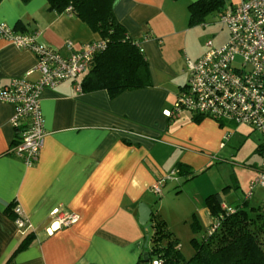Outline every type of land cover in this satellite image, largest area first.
<instances>
[{
    "label": "crops",
    "instance_id": "crops-1",
    "mask_svg": "<svg viewBox=\"0 0 264 264\" xmlns=\"http://www.w3.org/2000/svg\"><path fill=\"white\" fill-rule=\"evenodd\" d=\"M194 1L115 0L116 18L141 42L152 85L116 97L106 89L78 91L70 79L44 88L45 142L33 165L13 153L20 137L12 123L15 106L0 102V264L141 263L146 228L140 204L155 211L152 186L179 164L189 170L213 166L236 124L203 115L195 120L197 113L190 110L176 117L166 113L188 82L187 59L196 60L207 50L204 45L195 54L187 51L182 63L174 56V41L189 32ZM226 1L231 10L244 0ZM2 22L18 33H37L39 42L64 56L71 54L70 44L79 48L101 38L74 13L49 9L48 0H0ZM37 61L33 49L0 36V86L16 78L36 81ZM262 142L255 149L261 157L259 173ZM177 171L164 184L178 180ZM9 205L22 208L27 231L8 214ZM56 208L79 220L51 226ZM27 232L34 240L15 253Z\"/></svg>",
    "mask_w": 264,
    "mask_h": 264
},
{
    "label": "built area",
    "instance_id": "built-area-1",
    "mask_svg": "<svg viewBox=\"0 0 264 264\" xmlns=\"http://www.w3.org/2000/svg\"><path fill=\"white\" fill-rule=\"evenodd\" d=\"M219 21L228 27V40L215 47L210 39L200 58L187 59L190 78L178 93L173 108L166 111L167 116L176 117L183 110H190L218 121L248 125L261 133L264 146V0H244L231 10L220 12ZM0 36L12 40L18 47L31 48L38 55L34 69L39 72L36 81L16 78L0 86V102L15 106L12 123L20 133L12 151L26 164L33 165L45 142L42 90L70 79L78 91H83L82 77L107 42L100 38L79 48L70 44L72 52L64 56L57 49L39 42L37 33H18L4 22L0 23ZM231 134V131L227 132L225 139ZM262 157L260 174L253 186L264 185V148ZM173 173L174 170L157 181L153 190L161 192L163 183ZM14 210L16 223L27 231L29 223L22 208L16 205ZM53 215L51 226H69L79 220L77 214L64 213L59 208L54 209ZM218 225L219 220L213 223L209 232ZM152 264L163 263L154 259Z\"/></svg>",
    "mask_w": 264,
    "mask_h": 264
},
{
    "label": "trees",
    "instance_id": "trees-1",
    "mask_svg": "<svg viewBox=\"0 0 264 264\" xmlns=\"http://www.w3.org/2000/svg\"><path fill=\"white\" fill-rule=\"evenodd\" d=\"M114 2L115 0H48L49 9L74 13L99 32L107 42L83 78L82 88L86 92L106 89L111 97L126 90L152 85L149 61L141 42L132 38L125 26L118 21L114 13ZM226 2H192L189 5L190 24H202L206 22L208 14L225 11ZM69 7L71 10H68ZM193 117L200 120L202 115L197 113ZM226 140L223 144H226ZM263 148L262 142L259 147L261 154ZM176 171L179 175H190L193 170L179 164L171 177L176 176ZM257 185L252 184L247 198L235 205L223 204L217 194L207 197L213 223L219 220V225L211 233L209 229L205 230L201 240L192 238L194 253L189 258L183 254L179 239L170 231L166 220L152 211L149 223L145 225L148 264H152L154 259L162 260L163 264H264V201L259 206H254L249 200ZM159 193H162V188ZM14 209L9 205L7 212L16 219ZM192 225L195 230L201 227L198 219ZM33 240V233L27 232L15 253L27 248ZM143 258L138 264L145 261Z\"/></svg>",
    "mask_w": 264,
    "mask_h": 264
},
{
    "label": "rangeland",
    "instance_id": "rangeland-1",
    "mask_svg": "<svg viewBox=\"0 0 264 264\" xmlns=\"http://www.w3.org/2000/svg\"><path fill=\"white\" fill-rule=\"evenodd\" d=\"M219 14H208L206 25L191 23L189 32L174 41V56L179 63L183 62L187 51L193 54L199 52L204 45L207 47L206 43L210 39L214 41L215 47L228 40V27L220 23ZM212 33L218 36L215 38ZM234 128L236 134L233 133L231 141H226L227 146L218 158L215 157L213 166L202 170L193 169L190 175H181L178 180L165 183L162 193L154 195L155 211L166 220L170 231L179 239L186 258L194 253L192 238L201 240L205 230L213 225L207 197L217 194L219 200L235 205L247 198L253 181L259 177L256 166L260 165L261 157L255 149L262 139L261 133L248 125H235ZM249 200L254 206L262 204L264 186L257 185ZM197 219L201 224L199 230H195L192 225ZM142 264H148V261Z\"/></svg>",
    "mask_w": 264,
    "mask_h": 264
},
{
    "label": "water",
    "instance_id": "water-1",
    "mask_svg": "<svg viewBox=\"0 0 264 264\" xmlns=\"http://www.w3.org/2000/svg\"><path fill=\"white\" fill-rule=\"evenodd\" d=\"M151 213L152 210L147 204L145 203L140 204V222L142 224L147 225L149 223ZM144 259L148 261L149 259L148 251L144 252Z\"/></svg>",
    "mask_w": 264,
    "mask_h": 264
}]
</instances>
